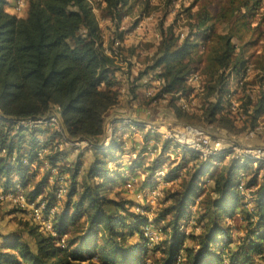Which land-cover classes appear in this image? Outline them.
<instances>
[{
    "label": "trees",
    "instance_id": "1",
    "mask_svg": "<svg viewBox=\"0 0 264 264\" xmlns=\"http://www.w3.org/2000/svg\"><path fill=\"white\" fill-rule=\"evenodd\" d=\"M173 1H166L164 15L170 11L168 6ZM8 2L0 0V112L10 118H27L44 115L56 107L69 138L101 142L104 117L119 103V92L114 89L117 85L116 69L109 64L95 10L101 8L113 22L115 34L109 49L112 55L118 56L121 46L113 48L112 44L122 40L124 15L131 12L138 0H27L25 17L7 12L5 6ZM261 2L263 0H202L199 4V0H194L184 9L189 29L182 38L175 32L174 23L165 26L163 19L159 22L160 40L150 66L162 70L156 76L161 86L155 98L176 93L187 97L200 86L196 88L189 84L188 79L198 73L205 76L201 95L204 105L200 115L190 114L176 105V98H171L169 109L178 119L227 133L249 132L258 125L264 114V53L252 56L249 51L264 39V31L256 38L245 39L244 35L249 33L251 36L256 28H260L261 20L253 27L252 19L258 9H263ZM142 3L145 12L158 9L156 5L151 6L149 0ZM194 6H198L197 10H192ZM137 21L132 28L137 26ZM218 25H224L225 30L220 31ZM203 37L207 42L204 52L199 53ZM201 64H204L202 73L198 71ZM249 66L256 73L257 99L250 94L252 90L248 86L251 82L245 81L241 86V102L232 112L228 108L230 99L226 98L230 94V78L235 75L238 79L248 74ZM144 73L136 79H142ZM136 97L133 89L131 98ZM152 102L149 99L146 105ZM43 133L40 130L22 133L13 131L11 125H0V153L4 151L0 154V178H5L0 187L14 186L10 178L13 171L24 176L27 168L20 159L12 162L13 152H21L23 146L30 147L29 155L33 158L38 137ZM56 135L53 133L50 138ZM145 136L149 138L151 135ZM15 140L18 142L14 144ZM164 141L163 151L169 145L167 140ZM120 145L115 140L105 149L93 147V158L83 178L80 177V162L73 166H59L54 181L62 177L69 179L71 184L62 211L55 213V235L43 231L39 224L26 221L22 230L0 235V239L5 240L0 242V264H145L148 262L147 251L158 249L161 255L149 264H174L178 259L179 264H252L264 234L255 239L246 238L234 248H226L230 247V240L217 239L220 234L228 236V229L220 222L223 217H232L237 208L245 205L242 198L248 190L252 191L250 194L259 221L264 223V174L259 178L256 168L249 183L244 182L245 191L238 188V175L240 171L248 170L250 160H245L246 164L233 160L217 174L211 191L218 193L220 200L212 201L210 193L207 195L203 204L209 214H201L197 225L200 227L205 219L207 223L199 234L191 232L185 236L181 226L187 209L199 188L200 177L209 171L212 162V159L200 161L195 152L187 151L195 160L196 168L190 178L182 182L180 190L168 193L171 204L160 213L161 219H167L166 225L160 228L164 238L150 249L143 229L148 221L140 214L129 216L127 200L118 201L104 195L111 189L113 181L110 177L113 170L108 167L115 159L112 152L120 150ZM57 155L58 160L65 157L57 151L51 156V163H56ZM158 166L148 168L151 173L147 176L149 183L154 180V169L157 170ZM79 177L82 179L81 192L74 200L78 194ZM52 187L50 196L55 199L58 187ZM39 195L37 189L28 198L32 201ZM53 201L49 198L45 212L52 207ZM81 212H84V221L78 227L72 226V220ZM24 234L30 241L24 238ZM63 236L66 237L65 244L60 241ZM186 238L197 243L186 245Z\"/></svg>",
    "mask_w": 264,
    "mask_h": 264
},
{
    "label": "rangeland",
    "instance_id": "2",
    "mask_svg": "<svg viewBox=\"0 0 264 264\" xmlns=\"http://www.w3.org/2000/svg\"><path fill=\"white\" fill-rule=\"evenodd\" d=\"M145 0H138L136 4L131 8V12L129 14L124 15V19L122 21V30L123 32V38L119 43H113L112 47L116 48L117 46H121L120 55L118 54L119 61H111L109 59V64L112 67H115L114 76L115 80L117 81V85L114 87L119 92V103L111 109V111L105 116L106 123L108 124V128H110V124H112L113 119L115 118L114 112L116 111H122L123 113L126 112L128 109V105H131L132 108L136 107V103L139 104V102H147L149 99L152 103H150L148 106H141L140 108L141 113L134 114L129 113V115H125L121 117L120 120H124L123 118H134L135 120H141L146 123L155 122L157 124H164L168 126L169 128H177L178 126H185V125H192L196 124L195 126L202 128L203 130L210 133L213 137V139H220L221 142L225 146L230 145H237V146H251V147H260L264 146V135H258V136H248V132H236V133H227L225 131H218L214 130L212 127H202L203 125L194 123V121H184L181 119H178L175 115L172 114L170 111V101L171 98H176L174 101L177 106H182V108L189 112L190 114H201V110L203 108V100H202V93H203V85L205 84V76L200 73H198V77L200 76L202 81H199V79L196 81H188L189 84L194 85L196 88L199 86L197 90L192 91L190 95L187 97H181L178 93L174 95H167L163 98H155L156 94L160 90V81L156 80L157 74H159L162 70L160 68L151 69L150 66H152L151 58L154 56V54L157 51L158 42L160 40V33L158 30L159 22L163 19L164 25L168 26L172 23L175 25V32L177 34H181L182 36H185V34L188 32V26H187V14L184 12L185 7L191 6L194 0H174L172 2V5L168 6L170 7V11H168L167 14L164 15V10L166 8V1L167 0H149L151 6H157L158 9L155 11L148 10L145 12V5L142 3ZM202 2V0H199V4ZM27 4V0H26ZM215 4H213L214 6ZM261 5L263 9H258L257 13L255 14L254 18L252 19V25L253 27L258 24V21L261 20V26L260 28H256V31L253 33V35L250 36V34H245L244 38L248 39L253 38L252 36H258V34L261 31H264V0L261 2ZM260 5V6H261ZM172 8V10H171ZM198 6H194L192 10H197ZM167 10V9H166ZM165 10V11H166ZM150 12V13H147ZM263 12V14H262ZM15 13V12H14ZM95 13L97 15L103 39H104V46L107 49V54L110 56H115L111 54V50L109 49V43L112 38L114 37L115 32L113 33V22L109 21V18H107L104 14V11L101 10V8H96ZM16 14V13H15ZM18 17H23L25 13L20 12L19 14H16ZM176 21H174V19ZM135 20H138V24L136 27L132 28V24ZM220 31L225 30L224 25H218L217 27ZM248 37V38H247ZM203 42L201 46L198 48L199 53L204 52L205 43L207 42L206 37L202 38ZM262 40V39H261ZM111 48V47H110ZM118 51V50H117ZM252 53V56H255L260 53H264V39L258 43V45L255 46L254 49H251L249 51ZM204 64H201L198 71H201L202 66ZM145 72L142 79H136L140 73ZM255 71L253 70L252 66H249L248 68V74L243 76V80L248 82H251L248 86L252 92L250 93L252 98L254 100L257 99L258 96V87L256 86L254 82L256 79H254ZM197 77V78H198ZM236 76L233 75L230 78L229 82V90L230 93L233 95V99L236 101L241 102L240 98L242 97L241 93V86L237 87V81L238 79L235 78ZM242 77V76H241ZM240 77V78H241ZM244 82V81H243ZM198 83V84H197ZM203 87V88H202ZM136 90V94L139 97V101H130L132 96V90ZM226 98H229V95L226 96ZM230 99V98H229ZM174 103V102H173ZM144 105V104H143ZM51 110V109H50ZM49 110V111H50ZM226 111V108L225 110ZM236 118V117H235ZM237 118H240V115L237 116ZM111 121V122H110ZM259 127L263 129L264 132V114L259 118ZM188 122V123H187ZM191 123V124H190ZM238 124H241L240 121L237 122ZM115 125V123H114ZM240 126V125H238ZM107 130V129H106ZM15 131V130H13ZM137 132L139 133V141L138 145L133 141V134ZM143 132V133H141ZM14 133V132H13ZM121 139L119 138V134L113 135V141H117V143H120L121 151L118 152L116 150H113L112 155L114 156V160H111L109 163L110 165L108 167L112 168V175L110 176L113 181L111 182V189L106 191L104 193L105 196L109 198H115L118 201H124L127 200V208L129 210V216L130 214L138 215L140 214L143 219H146L147 227L150 230H153L157 233V236L154 237L153 240H149V243L147 245V248L153 247L155 244H157L160 240L164 238L163 233L160 231V228L166 225L167 219H161L160 213L163 211V209L171 204V201L167 198V195L170 191H177L181 189V184L184 180H188L191 176V174L194 172L196 165L195 160H186V157L191 159L189 154H187L186 150H183V148H177L175 145H172L169 143L166 150L172 151L170 152V155H167L164 158H160V155H158L161 150L163 152L164 145L166 141H160L156 137L155 134H150L151 136L149 138H146L145 131L142 128H136L135 131L130 130L129 128H122L120 132H118ZM130 133H132L130 135ZM136 134V133H135ZM25 138H23L24 141ZM18 141L15 140L14 144ZM27 141L24 142V145ZM156 142H160V144H156ZM162 142V143H161ZM185 145H192L191 143H186ZM105 149V148H104ZM128 150H136L137 155L135 157L131 154H129ZM57 149L50 150L45 159L39 162H35L30 157V147L23 146L21 149V152H13L12 162L17 161L20 159L24 165V167L27 168L24 178L21 177L19 173H15L14 171L10 174V178L12 181V185L19 187L21 192L28 196L29 194H32L35 192V190L39 189L40 195L38 196V201H45L46 203L49 201V198H51L53 201L52 206L56 207L55 213L62 211V208L64 207V203L66 200V195L68 194V190L70 188V180H64L62 178H57V181H54L55 175L60 170L61 165L63 166H73L74 164L80 162L81 168H80V177H84L85 173L88 169V166L90 165L92 158H93V151L92 150H86L83 151V153L79 150H62L59 151L64 155L63 159L58 160V155L55 157L56 163H51V156L57 153ZM85 152V153H84ZM125 152V153H124ZM161 152V154H163ZM3 154L4 152L1 151ZM124 153L125 155H123ZM234 154V153H233ZM178 157V158H177ZM135 158V159H134ZM117 159V160H116ZM156 160H158L156 162ZM210 162V164H212ZM233 163L232 158H227L225 156H221L219 160H216V163L214 165H211L209 168V171L202 175L200 177L199 181V188L196 191L195 195L193 196V199L191 200V203L187 209V216L185 220L183 221V225L181 226V231L185 236H188L189 233L199 234L201 231V227H204L207 223L206 219L200 223V227L197 221L198 217L203 214L204 212L208 213L207 206H205L204 201L205 199H208L207 195L210 193L211 200L218 201L220 200V195L218 193L212 192L211 187L213 185V181L217 174L222 171V169L225 166L231 165ZM250 163V162H249ZM247 165L248 170L247 171H240L238 177H240L243 173V182H246V184L249 183V181L252 178V175L254 173V170L256 168L259 170V178L262 177L264 174V165L263 164H249ZM141 165L138 170L134 171L135 165ZM146 164V165H145ZM246 164V163H242ZM160 165L165 168V171L173 170L176 173L175 180L173 183L170 182V184H164L160 185V189H155V187L152 190H147L149 186V181H147V176L150 175V170H148L147 167L151 168L152 166ZM123 166L127 167L126 170L123 171ZM56 168V172H53L52 169ZM147 169V170H146ZM157 171V170H156ZM155 171V173H156ZM117 172H119V175H116ZM123 173V174H122ZM49 175L48 178H43L45 175ZM78 178V185H77V191L78 194L74 197V200H77L79 197V194L81 192V182L82 179ZM69 178V177H68ZM127 180L125 182V180ZM97 181H101V178H97ZM261 179H259L260 182ZM5 181V178H0V182L3 183ZM129 181V182H128ZM127 182L130 183V185H127ZM42 184V186H41ZM58 187L56 197L53 199L51 197L52 192V186ZM155 186V185H154ZM40 187V188H39ZM162 187V188H161ZM157 190V191H153ZM251 190L246 191L245 195H243L242 202L245 204L244 206H240L237 208L235 213L232 217H223L222 221L220 222V225L226 229H228V236L224 234L218 235V240L226 241L230 240V247L226 248H234L237 246V244L242 241L246 240V238L249 239H255L256 236H261L264 234V223L259 221L258 214L254 210L255 203L253 202V199L251 197ZM54 194V192H53ZM140 196H139V195ZM156 194V198L152 199L151 196ZM58 195H60L58 197ZM35 203V202H34ZM31 205L30 206H24L20 207L16 205L15 203H12L10 201L6 202H0V235L6 236L8 234L16 233L17 231H20L23 229V225L26 221H30L31 223L38 224V221L36 222L35 219H33L31 216ZM82 211V210H81ZM84 212H81V214L78 216V218H74L71 224L72 226H79L80 222H83L85 217L83 215ZM73 214V211H71V215ZM168 218V217H167ZM216 218V217H215ZM129 222H133L131 217L129 218ZM151 222V223H150ZM69 229L72 230V227ZM145 226L143 227V229ZM152 228V229H151ZM84 229V228H83ZM203 231V230H202ZM151 233L145 234V237H149ZM24 238L30 241V238L24 234ZM63 240V243H62ZM66 237L63 236V238L60 240L62 244H65ZM0 242H5L3 238L0 239ZM144 242V240H143ZM153 242V243H152ZM197 241L192 240L190 238L185 239V244H196ZM222 245V244H221ZM228 246V245H226ZM221 247H225L222 245ZM161 255V253L158 250H149L147 251L146 257L148 262H153L155 258H158ZM252 264H264V240L261 243L260 250L255 253L254 258L252 260Z\"/></svg>",
    "mask_w": 264,
    "mask_h": 264
},
{
    "label": "built area",
    "instance_id": "3",
    "mask_svg": "<svg viewBox=\"0 0 264 264\" xmlns=\"http://www.w3.org/2000/svg\"><path fill=\"white\" fill-rule=\"evenodd\" d=\"M25 5L26 0L12 1V9L16 14L22 12ZM243 76L238 79L237 87L243 85V83L245 82V80H243L245 79L243 78ZM197 77L198 74H193L188 79V81H197L199 79V77ZM231 96L233 95L230 93V105L228 106V108L232 112H235L239 103ZM123 119L124 120H121V128H129L132 131H135L136 128H142L145 133L155 134L156 136H158V140L160 141L167 140L170 144L175 145L177 148H183V150L195 152L198 160L203 162H207L212 159V161L216 163V160H219L221 156H225L227 158H232V160L237 159L240 162L250 160L253 165H264V146L251 147L237 146L236 144L225 146L220 139H213L210 133L193 124L185 125L183 127L178 126L177 128H169L164 124H157L155 122L146 123L141 120H135L131 117ZM0 125L1 127L11 125L13 130H19L22 133H28L34 130H40L44 132L38 137L37 149L35 151L34 157L32 158V160L35 162H39L45 159L47 153L52 149H57L59 151L74 149L83 152L86 150H91L93 147L107 148L113 141V135H115L117 132L114 121H112V124H110V128H108V124L106 123L104 117V137L101 142L95 143L94 141H91L89 139L69 138L63 128L60 110L56 107L51 108V110L44 115L27 118H10L0 112ZM53 133L57 134L56 137L50 138V135ZM247 135L253 137L264 135V132L263 129L259 127V125H257L254 129L250 130ZM188 142L192 145H185ZM156 144L158 145L160 144V142H156ZM52 171L56 172V168H53ZM166 176L167 172L165 171V168L163 166H158L154 176V180L149 184L147 190H152L154 187L155 189H160V185L162 186L165 183L167 184ZM128 182L127 185H130V183ZM238 182L239 190L244 192L245 188L243 182V174L238 178ZM155 195L156 194L152 195L151 198L155 199L157 196ZM59 196L60 195H58V197ZM37 199L38 197L31 201L28 196H25L17 186H13L7 189L4 187H0V202L10 201L20 207L31 205L30 210L31 216H33L32 218L35 219L36 222L38 221V224L43 231L55 235L54 217L56 207L52 206L48 211L45 212L46 202L43 200L37 202ZM148 233L151 234L149 237H145V242L147 245L149 243V240L151 241L154 239V237L157 236V233L153 230H150L146 224L144 228V234ZM179 261L180 260L178 259L174 264H179ZM145 264L149 263L145 262Z\"/></svg>",
    "mask_w": 264,
    "mask_h": 264
},
{
    "label": "crops",
    "instance_id": "4",
    "mask_svg": "<svg viewBox=\"0 0 264 264\" xmlns=\"http://www.w3.org/2000/svg\"><path fill=\"white\" fill-rule=\"evenodd\" d=\"M12 1L13 0H9V2L7 3V5L5 6V10L7 11V12H9V13H11V14H14V15H16L15 13H14V10L12 9ZM27 9H28V6H27V4L25 5V7L23 8V12L25 13V15L23 16V17H25L26 16V14H27ZM17 16V15H16ZM121 28H122V25H121ZM109 59L111 60V61H114V60H116V61H119V58L117 57V56H110L109 57ZM130 101H139V97L137 96L135 99H132L131 98V100ZM144 104V105H143ZM136 105V107L135 108H132V106L131 105H128V109L126 110V112H120V111H116V112H114V115H115V118L113 119V121H114V123H115V126H116V135L117 134H119L118 132H120L121 131V127H122V121L120 120L121 119V117H123V116H125V115H129V113H136V114H138V113H141V106L143 107H145V106H147L146 105V103L145 102H139V104L138 103H136L135 104ZM136 133V134H135ZM134 134H133V141H134V144L136 143L137 145H138V141H139V139H140V137H139V133H137V132H135ZM141 133H143V132H141ZM132 133H130V135H131ZM118 139H121L122 140V137L120 136V134H119V138ZM123 141V140H122ZM122 148V147H121ZM116 151H118V152H120L121 151V149L120 150H116ZM129 152V154H131V155H133L134 157H135V155H137V151L136 150H128ZM161 152H162V150H161ZM161 152L158 154V155H160V158H164V157H166L167 155H170L171 153L170 152H172V151H169V150H165V151H163L162 153L163 154H161ZM83 153V152H82ZM85 153V152H84ZM125 153V152H124ZM124 153H122L123 155H125ZM163 155H164V157H163ZM178 158V157H177ZM135 159V158H134ZM117 160V159H116ZM186 160H192V158L191 159H189L188 157H186ZM215 163L213 162L211 165H214ZM146 165V164H145ZM140 164L137 166V165H135L134 166V171L133 172H135L136 170H138L139 168H140ZM160 166V165H159ZM145 167H147V168H149L148 166H145ZM127 169V167L125 166H123V171L124 170H126ZM150 169V168H149ZM147 170V169H146ZM154 171H156V169H154ZM155 174V173H154ZM174 176H176V173H175V171H173V170H168L167 171V176H166V178H167V184H170V182L171 183H173V181L175 180V177ZM124 180H125V178H124ZM126 181V180H125Z\"/></svg>",
    "mask_w": 264,
    "mask_h": 264
}]
</instances>
